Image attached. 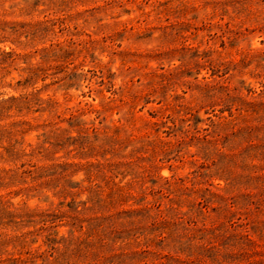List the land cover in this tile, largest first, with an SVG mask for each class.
I'll return each instance as SVG.
<instances>
[{
  "label": "rangeland",
  "instance_id": "rangeland-1",
  "mask_svg": "<svg viewBox=\"0 0 264 264\" xmlns=\"http://www.w3.org/2000/svg\"><path fill=\"white\" fill-rule=\"evenodd\" d=\"M109 1L0 0V101L12 97L34 96L39 99L38 104L30 106L29 110L18 113L13 109L10 117L0 120V128L13 126L12 132L4 133L2 144L17 141L16 149L25 154L32 149L41 152L33 158L24 155L12 163L0 161V170H16L17 177H20L23 163L27 167L36 163L39 168L76 164L67 172L71 175L58 181L59 186L78 192L72 186L85 179L84 168L89 164L104 163L106 158L113 162L131 160L130 167L119 169L126 175H119L115 182L119 185L131 182L127 190L135 198L111 212L141 210L144 203L140 201V191L152 187L157 191V186L171 177L182 178L184 185L192 191L218 187L223 195L225 181L214 175L207 166L209 162H203L197 155L199 144L196 138L191 139L193 132L188 135L164 132L168 130L166 126H171L170 122L163 124L158 132L143 127L148 121H165L162 114L178 118L182 115L178 105L194 107L195 115L203 120L198 127H208V117L214 119L213 114H219L220 106H211L214 100L209 98L211 95H204L206 86L211 89L227 86L231 92L238 89L239 94L248 99L251 96L248 88L260 91L264 80V0H122L119 5L107 4ZM159 1L168 2L164 7L168 9L176 7L179 2L188 7L187 19L179 20L183 21V38L178 37L175 41L160 38L161 28L169 23L164 22V17L161 23L154 21V8ZM146 14L148 19H145ZM34 28L38 29L31 34ZM54 47L67 50L65 61L49 63L45 66L48 68L46 74H41L27 86L21 84L27 76L23 68L39 61L44 49ZM8 54L12 56H6ZM70 75L73 77L68 80ZM93 109L101 111L99 118ZM80 112V126L85 127L81 132L70 123L71 114ZM223 115L227 116L228 111ZM101 124L107 127V132L104 128L92 130V126L101 127ZM117 128L121 130L119 137L125 139L120 147L105 139ZM147 134L149 137L142 144L141 140ZM209 138L215 140L217 137ZM103 142L107 144L106 154L100 148ZM142 145L140 155L132 159L112 158L110 152L112 146L119 148L122 155H128ZM247 165L254 168L253 165L262 163L256 160ZM252 168H247L243 174L253 178L262 173H254L252 171L256 169ZM242 182L239 189L230 187L225 196L252 194L251 202L245 201L250 203V218L263 223L264 192L254 189L256 184L248 177ZM55 184L40 192H25V188L31 185L16 182L12 186L0 187V198L14 207L26 206L50 212L68 209L71 196L65 199L62 194H57L58 189L52 187ZM108 190L109 187H105L103 194ZM86 196V192L77 193L76 203L85 201ZM152 197L158 198L164 206L168 203L169 192H154V196L148 195L147 199ZM191 197L187 192L183 200ZM62 201L64 205L61 206ZM260 203L258 210L256 207ZM183 204L182 210L186 211L187 203ZM230 218L236 224L246 222L244 215L238 212ZM52 220L54 222L47 225L56 226L53 228L57 232L55 239L62 249L60 239L69 236L70 223L67 218ZM3 221L8 222V219ZM25 225L29 226L14 231L11 225L0 223V261L24 258L28 248L47 249L41 237L29 246L14 242L15 237L39 227L28 221ZM78 234V231L74 232L75 236ZM179 257L181 260L187 258L185 254ZM162 262L166 263V260L162 259ZM202 264L211 263L207 260Z\"/></svg>",
  "mask_w": 264,
  "mask_h": 264
},
{
  "label": "trees",
  "instance_id": "trees-1",
  "mask_svg": "<svg viewBox=\"0 0 264 264\" xmlns=\"http://www.w3.org/2000/svg\"><path fill=\"white\" fill-rule=\"evenodd\" d=\"M122 2V0H110L107 4L119 5ZM167 4L169 3L157 2L154 8L156 13L154 21L161 23L164 17V22L169 24L159 27L162 31L160 38L175 41L178 37H184L183 21L179 20L187 19L185 14L188 7L185 3L179 2L176 7L164 8ZM145 19H148V14ZM37 29L34 28L35 31L33 30L31 34H35ZM194 29L198 28L194 27ZM6 56L11 57L12 54ZM67 56L68 52L64 47L44 49L40 53L39 61L23 68L27 76L21 84L27 86L41 74L47 73L46 65L64 62ZM72 77L73 75H70L67 79L70 80ZM210 90L214 92L210 93ZM204 91L205 96L211 95L209 98L214 100L212 107L220 106L219 114H213L214 119L208 117L210 122L208 127H198L203 120L195 115L194 107L178 105L179 111L182 112L178 118L162 114L161 118L163 117L165 121L145 122L143 129L158 132L163 124L170 122L171 126H166L168 130L164 132H182L184 135L193 132L191 139L196 138L199 144L197 155L204 160L203 162H209L207 166L214 171V175L225 181L223 195L220 194L222 189L218 187H214L216 189L204 187L192 191L184 185L182 178L171 177L165 179L163 185H158L157 191L153 187L140 191V201L144 203L141 210L111 212L129 199L135 198L127 190L132 185L131 182L122 185L115 182V178L119 175H126L119 169L123 166L130 167L131 160L113 162L112 159L106 158L104 163L89 164L84 168L85 179L72 186L78 192H72L64 185L59 186L58 181L71 175L67 172L76 167V164H55L49 168H39L36 163L28 167L23 163L20 166L22 168L20 177H17L16 170H0V187L5 188L20 182L31 185L25 188V192H40L45 187L57 183L52 186L58 189L57 194H62L65 199L71 196V201L67 204L68 209H55L51 212L30 209L26 206L14 207L9 201L0 198L1 224L11 225L14 231L28 227L29 225H25L26 221L39 226L37 230H29L15 237L14 242L29 246L41 237L44 245L47 246L45 250H41L40 247L28 248L25 252L26 257L11 261L1 260L0 264H38L39 260L41 264H202L207 260L211 264H264V222L259 223L256 218L255 220L250 218L252 217L248 210L250 203L245 202H251L252 194L225 196L230 187L239 189L245 177L256 184L254 189L264 192L262 190L264 187V80L260 91L257 92L252 87L247 89L248 95H251L249 99L247 96H241L238 89L231 92L227 86H217L212 89L206 86ZM38 100L34 96L1 100L0 120L10 117L9 113L13 109L18 113L23 109L29 110L30 106L38 104ZM75 111L78 112L79 109ZM224 111H228L227 116L223 115ZM92 112L96 114V118L101 116V111L97 109H93ZM81 116L82 112L78 115L71 114L70 117L71 126L78 127L80 132L85 128L80 126ZM102 122L103 120L100 121ZM12 128L13 126L0 128L1 162L12 163L24 155L33 158L41 153L34 149L28 154L23 153L16 149L17 141L3 145L4 133L12 132ZM100 128H104L107 132V127L103 124L101 127L92 126L94 131ZM120 131L117 128L113 135L105 136V139L120 147L125 141L123 137H119ZM200 132L204 133L198 136ZM148 137L149 134L141 140L142 144ZM209 137L217 138L213 140ZM105 145L107 144L103 142L100 147L103 152L105 151L103 154L108 150ZM142 148L143 145L134 148L128 155H122L119 148L111 146L110 152L112 158L132 159L140 155ZM256 160L262 165H253L254 168L247 165ZM247 168L256 169L252 171L254 173L257 171L262 173L252 178L243 174ZM44 178L47 180L42 181ZM27 179L29 182H26ZM85 181L87 184L83 185L82 182ZM119 182L121 183L122 180ZM248 185L247 183L246 186ZM105 187H109V190L104 195ZM163 190L169 192L168 203L164 206L158 198L147 199L148 195L154 196V192L162 193ZM83 192H86L87 196L85 201L79 202L82 205L79 208L75 195ZM187 192H190L192 197L185 201L183 196ZM183 203H187L186 211L182 210ZM60 205H64V201L60 202ZM258 205L256 208L260 210L262 204ZM236 212L244 215L245 223L236 224L233 218H230L236 215ZM5 218L8 222L3 221ZM57 218L60 220L67 218L71 226L69 236L60 239L63 241L62 249L57 246L60 242L55 239L57 232L53 228L56 226L47 225L54 222L52 219ZM132 228L135 230L132 231ZM75 231L79 233L77 236L74 235ZM132 248L136 249L132 250ZM182 254L186 255L185 260L180 259L179 256ZM162 259H165L166 263L162 262Z\"/></svg>",
  "mask_w": 264,
  "mask_h": 264
}]
</instances>
